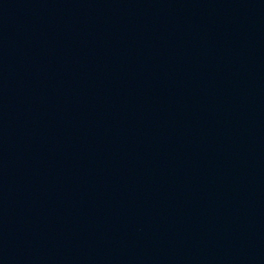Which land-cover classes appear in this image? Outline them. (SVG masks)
Returning <instances> with one entry per match:
<instances>
[{
  "label": "water",
  "instance_id": "95a60500",
  "mask_svg": "<svg viewBox=\"0 0 264 264\" xmlns=\"http://www.w3.org/2000/svg\"><path fill=\"white\" fill-rule=\"evenodd\" d=\"M0 264H264V0H0Z\"/></svg>",
  "mask_w": 264,
  "mask_h": 264
}]
</instances>
